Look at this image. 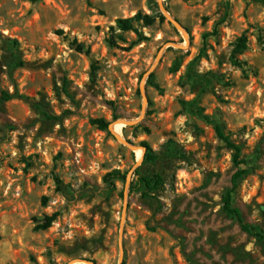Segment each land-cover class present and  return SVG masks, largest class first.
I'll return each instance as SVG.
<instances>
[{"label": "rangeland", "instance_id": "1", "mask_svg": "<svg viewBox=\"0 0 264 264\" xmlns=\"http://www.w3.org/2000/svg\"><path fill=\"white\" fill-rule=\"evenodd\" d=\"M194 100L252 161L234 204L264 231V0H0V264H264L222 210L237 169ZM138 168L158 190L131 192Z\"/></svg>", "mask_w": 264, "mask_h": 264}, {"label": "trees", "instance_id": "2", "mask_svg": "<svg viewBox=\"0 0 264 264\" xmlns=\"http://www.w3.org/2000/svg\"><path fill=\"white\" fill-rule=\"evenodd\" d=\"M32 1H36V0H32ZM141 18H142V14L139 13L133 18V20H140ZM131 20H118L117 22L120 28H122L123 30H128L131 29V27L128 26L127 24ZM219 24H221V22ZM218 34H219L218 27L216 26L212 32L204 34L203 39L206 40L209 37H216L218 36ZM246 48H247V38L245 36H242L237 40V45L233 50L231 61L236 67H238L242 71L243 76L248 78L250 75H256V71L247 62L242 61L238 58L240 55L243 54ZM78 50L80 52L89 54V50H85L83 46H79ZM177 68L178 67H175L173 71H177L178 70ZM148 84L156 88L157 90L161 91L159 85L154 81V74L150 75L148 79ZM5 98L9 99L10 97L9 95H5ZM183 106L190 107L191 111L194 114L201 117L207 123L212 124L219 139H221L227 145V147L232 151V161L237 171L233 174L231 178V187L228 188L222 196L223 212L231 219L237 221L243 232L256 238L258 241L264 243V231L255 225H251L247 223L241 210L237 208L234 204V194L236 193L239 187L240 181L252 171V161L246 159L243 156L242 147L230 140V137L224 133L220 123H218L216 120L212 119L208 115H205L203 111L197 107L196 100L191 102H183ZM91 122L93 125L98 126L102 130H109L111 126V123L107 122L103 118L93 119ZM140 147L144 148L145 150L143 156V164H145L146 162H154L158 159V156L155 155L152 148L147 142H141ZM28 160H30V158L27 159V163L30 164ZM134 174L136 180L135 183L130 187L131 192L135 190L134 187L135 185H142L149 192H153L158 190V188L163 183V180L159 175H154L153 177H144L140 173L139 168L134 171ZM123 180H126L125 176L123 177ZM56 182L57 185H60V180L57 177H56ZM145 196H147V193H145ZM57 216H58L57 214H52V215H44L42 217H36L34 219L35 230L44 231L49 229L52 226V224L57 220Z\"/></svg>", "mask_w": 264, "mask_h": 264}, {"label": "bare ground", "instance_id": "3", "mask_svg": "<svg viewBox=\"0 0 264 264\" xmlns=\"http://www.w3.org/2000/svg\"><path fill=\"white\" fill-rule=\"evenodd\" d=\"M112 129L117 131L118 134H120L119 124H114L112 126ZM136 153H137V160L141 161L143 159L144 150L143 149H138V150H136Z\"/></svg>", "mask_w": 264, "mask_h": 264}, {"label": "water", "instance_id": "4", "mask_svg": "<svg viewBox=\"0 0 264 264\" xmlns=\"http://www.w3.org/2000/svg\"><path fill=\"white\" fill-rule=\"evenodd\" d=\"M139 149H143V148L141 147V148H139Z\"/></svg>", "mask_w": 264, "mask_h": 264}]
</instances>
